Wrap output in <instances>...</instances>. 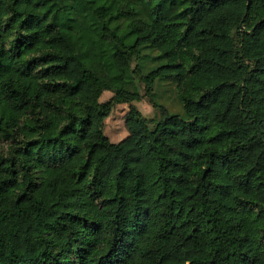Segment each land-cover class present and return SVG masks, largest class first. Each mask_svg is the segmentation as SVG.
Masks as SVG:
<instances>
[{
    "label": "trees",
    "instance_id": "trees-1",
    "mask_svg": "<svg viewBox=\"0 0 264 264\" xmlns=\"http://www.w3.org/2000/svg\"><path fill=\"white\" fill-rule=\"evenodd\" d=\"M0 264H264V0H0Z\"/></svg>",
    "mask_w": 264,
    "mask_h": 264
},
{
    "label": "rangeland",
    "instance_id": "rangeland-1",
    "mask_svg": "<svg viewBox=\"0 0 264 264\" xmlns=\"http://www.w3.org/2000/svg\"><path fill=\"white\" fill-rule=\"evenodd\" d=\"M20 6L26 9L28 12L37 13L38 9L32 3L21 2ZM136 61L134 62V65ZM80 90L82 93V100L85 102H91L92 100V86L84 81L80 82ZM155 99L158 103L164 105L171 112H183L182 102L179 98L178 92L175 88V84L167 81H160L156 84L154 88ZM142 93L144 94L142 99L135 101V105L142 111V113L149 117H156L159 115V108L155 107L151 101L149 95L145 93V89L142 88ZM114 93L112 91H106L102 97V101H106L112 98ZM95 109V108H93ZM128 110L127 103L117 104L112 113L105 120V132L114 142H118L124 139L128 135V130L125 124V115ZM94 116L96 120H99V116L94 111Z\"/></svg>",
    "mask_w": 264,
    "mask_h": 264
},
{
    "label": "crops",
    "instance_id": "crops-1",
    "mask_svg": "<svg viewBox=\"0 0 264 264\" xmlns=\"http://www.w3.org/2000/svg\"><path fill=\"white\" fill-rule=\"evenodd\" d=\"M121 104H123V103H121ZM128 105V107H129V104H127ZM127 112V111H126Z\"/></svg>",
    "mask_w": 264,
    "mask_h": 264
}]
</instances>
